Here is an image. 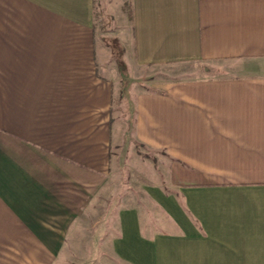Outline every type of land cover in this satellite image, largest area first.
Returning a JSON list of instances; mask_svg holds the SVG:
<instances>
[{
	"label": "crops",
	"instance_id": "obj_1",
	"mask_svg": "<svg viewBox=\"0 0 264 264\" xmlns=\"http://www.w3.org/2000/svg\"><path fill=\"white\" fill-rule=\"evenodd\" d=\"M126 5L0 0V264H264V0Z\"/></svg>",
	"mask_w": 264,
	"mask_h": 264
},
{
	"label": "rangeland",
	"instance_id": "obj_2",
	"mask_svg": "<svg viewBox=\"0 0 264 264\" xmlns=\"http://www.w3.org/2000/svg\"><path fill=\"white\" fill-rule=\"evenodd\" d=\"M126 7H128V0H124ZM111 15L108 11L107 5L102 8H100L98 10L97 13V29L100 35V38L102 39L103 44H105L110 50H111V62L113 63L114 67V71L115 74L120 78L121 80V88L124 89V92H126V94L124 93L125 97L128 94L129 90H131V88H136V87H146L149 86V79L150 77H154L157 79H160V81H165L167 79H169L170 77V70H164L161 72H158V74L156 73H149V71H142L141 74L138 73H134V71L132 70V67L129 68V66H127L125 60L127 57V53H126V49H125V42H124V37L122 35V30L123 28H121L120 25H117V22L112 21V19L110 18ZM189 70L190 71H195L198 73H203V72H207V73H215V69H210V67L215 66V63H208V62H198V63H192L191 65H189ZM213 68V67H212ZM148 69V68H146ZM176 70H173L172 73H176ZM156 74V75H154ZM153 75V76H152ZM131 87V88H130ZM123 96V99L121 100V110L123 112V119H127L129 122V126H131L132 124V117L130 116V108L132 105V99L134 98L133 95H131L130 98H125ZM116 101H115V107H116ZM130 143H129V150L127 153L128 158L127 159H132L133 156H135V150L137 149L138 154H140L141 156H152L153 153H147L145 151V149L140 145V144H136V142L132 139H130ZM126 156V157H127ZM124 180L122 181H118L117 184L123 186V189L121 190V192L131 194V196L134 199H138L141 198V196H139L138 194V183L135 182H131L132 180L130 179H126L123 178ZM117 194L115 196V201L117 200V198L119 199L120 194Z\"/></svg>",
	"mask_w": 264,
	"mask_h": 264
}]
</instances>
